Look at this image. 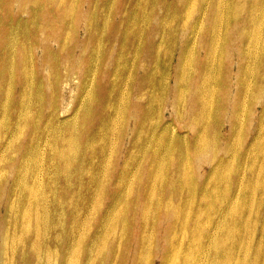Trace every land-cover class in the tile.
<instances>
[{
    "label": "rangeland",
    "instance_id": "1",
    "mask_svg": "<svg viewBox=\"0 0 264 264\" xmlns=\"http://www.w3.org/2000/svg\"><path fill=\"white\" fill-rule=\"evenodd\" d=\"M0 264H264V0H0Z\"/></svg>",
    "mask_w": 264,
    "mask_h": 264
},
{
    "label": "bare ground",
    "instance_id": "2",
    "mask_svg": "<svg viewBox=\"0 0 264 264\" xmlns=\"http://www.w3.org/2000/svg\"><path fill=\"white\" fill-rule=\"evenodd\" d=\"M56 257V255L54 256V258Z\"/></svg>",
    "mask_w": 264,
    "mask_h": 264
}]
</instances>
